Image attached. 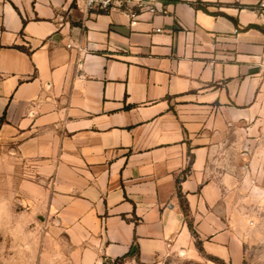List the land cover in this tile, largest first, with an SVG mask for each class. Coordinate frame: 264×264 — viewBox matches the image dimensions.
<instances>
[{
	"label": "crops",
	"instance_id": "crops-1",
	"mask_svg": "<svg viewBox=\"0 0 264 264\" xmlns=\"http://www.w3.org/2000/svg\"><path fill=\"white\" fill-rule=\"evenodd\" d=\"M144 1L156 11L133 7L132 26L85 0H0V174L21 207L1 227L21 246L41 212L79 264L198 242L244 264L247 226L210 170L264 99V0Z\"/></svg>",
	"mask_w": 264,
	"mask_h": 264
},
{
	"label": "rangeland",
	"instance_id": "rangeland-1",
	"mask_svg": "<svg viewBox=\"0 0 264 264\" xmlns=\"http://www.w3.org/2000/svg\"><path fill=\"white\" fill-rule=\"evenodd\" d=\"M217 145L210 174L222 188L220 206L238 223L247 226L244 264H264V99L255 120L229 128ZM10 180L3 179L0 174V219L2 215L16 214L21 210L16 182L8 183ZM24 210L30 212L29 208ZM36 216L37 222H33V226L38 225V229L35 227L36 237L25 239L21 246L15 245L14 225L8 228L7 223L3 227L0 223V235L3 236H0V264H79L63 247L61 238L48 236L45 214L38 212ZM114 264L140 263L124 260ZM149 264L226 263L198 248L157 257Z\"/></svg>",
	"mask_w": 264,
	"mask_h": 264
},
{
	"label": "built area",
	"instance_id": "built-area-1",
	"mask_svg": "<svg viewBox=\"0 0 264 264\" xmlns=\"http://www.w3.org/2000/svg\"><path fill=\"white\" fill-rule=\"evenodd\" d=\"M87 10L98 9L100 11H106L111 9H124L129 12L131 18V25L134 26L137 22V15L132 11L133 7L139 9L149 10L151 12L156 11V6L151 7L144 0H85ZM262 6V5H261Z\"/></svg>",
	"mask_w": 264,
	"mask_h": 264
},
{
	"label": "trees",
	"instance_id": "trees-1",
	"mask_svg": "<svg viewBox=\"0 0 264 264\" xmlns=\"http://www.w3.org/2000/svg\"><path fill=\"white\" fill-rule=\"evenodd\" d=\"M210 6H212V5H210V4H208V3H205V2H202V1H197V3L194 5V7L196 8V9H200V10H203L204 12H206V13H208V14H212V15H217V14H219V13H212V12H210L209 11V7ZM231 18V17H230ZM234 20V19H233ZM248 28H258L256 25H250ZM197 245H198V248H200L201 249V247L199 246V242L197 243ZM212 258H214V257H212ZM215 260H217V261H221L220 259H218V258H214ZM121 260L122 259H119L118 261H116V263H119V262H121ZM222 262V261H221Z\"/></svg>",
	"mask_w": 264,
	"mask_h": 264
}]
</instances>
